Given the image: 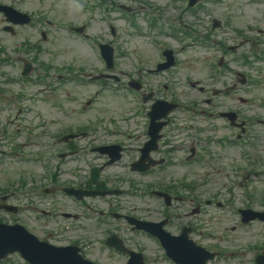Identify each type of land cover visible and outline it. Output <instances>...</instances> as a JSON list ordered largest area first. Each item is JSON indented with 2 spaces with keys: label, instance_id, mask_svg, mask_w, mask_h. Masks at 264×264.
<instances>
[{
  "label": "rangeland",
  "instance_id": "374dc122",
  "mask_svg": "<svg viewBox=\"0 0 264 264\" xmlns=\"http://www.w3.org/2000/svg\"><path fill=\"white\" fill-rule=\"evenodd\" d=\"M78 0H32L31 8L33 11L39 12H45L49 16L50 19L56 20L58 22H61L60 18H68V20H73L75 24H79L86 18V13H83L81 16H79L78 10ZM118 2H121L122 4L126 5H132L135 6L137 9L141 8V5L143 2H147L151 4L146 10L141 9L143 11H140L142 15H138L135 18H131L128 20H125L122 16L120 18L114 20L119 16L117 12H115L114 9L109 7L110 5L107 4L106 7L108 8V12L110 14L111 23L115 25L117 30L116 35V41L120 43L122 41V48L121 52L125 54L124 56H120L117 63L114 73H120L121 71L127 72L128 75H125V77H121L123 80V84L127 82V76L129 78H140L136 74V69L134 66L138 64L141 66V68L146 69L153 67L156 60L158 59L157 51L150 43L151 36H156L160 41H162L164 44L171 46L170 48L172 50L177 51V56L179 65L176 69H173L169 73H160L153 76H149L144 72L143 74L147 75V78L144 80V82L147 84V87L149 89H155L157 86L162 84H168L169 89L167 92L162 93L161 95H174L175 99L179 100L181 104H185L186 102L190 101H197L198 99L195 97L197 94V91L194 90L192 87H190L187 84V79L189 76H191V80L198 81L202 85L205 86H212L214 83L210 81L209 74L210 69L208 66V63L204 59L207 54L205 51H195L194 47H191L190 49L187 48V45L190 44L189 40L185 39V35L178 36L176 38H179V40L174 39H168L163 38L166 35H169L167 33H162L161 29L156 27L151 32L149 29L145 27L143 22V17L147 18L150 13L158 14L161 18V20H170L176 19V20H183L186 23H189L193 26V29H198L201 31H204L205 29L209 28L210 20L212 18L215 19H223L228 20L231 19L235 25L239 27H246L248 25H255L260 24L262 22L260 15L264 12V3H255L253 5L251 0H223L222 3H216L212 0H209L207 3H205L204 7L198 12L199 16L193 17L191 13H184L182 17H178V10L182 8V0H178L177 7H173V9H169L167 11H163L162 9L164 6L168 4L174 5L173 0H119ZM155 7H161L155 8ZM154 10H156L154 12ZM39 11V12H38ZM158 11V12H157ZM169 13V15H168ZM205 16H208L207 23L199 21L201 18ZM168 22V21H166ZM133 23H136L139 28H132ZM145 23L147 21L145 20ZM179 23V22H178ZM90 33H96L100 34L101 36L112 40V37L110 36V26L109 23L104 21L101 18V10L98 11L97 18L95 21L91 24L89 28ZM166 32H170L166 30ZM186 30H183V34H185ZM27 33V35H25ZM22 37L30 36V30H27V32L22 33ZM21 36L18 38V41H21ZM0 40L3 42V44L6 46V48L9 51V48L13 47V42L15 39H12L9 35L1 34ZM12 43V44H11ZM2 45V44H1ZM76 45L79 46L77 42V38L68 36L65 32H59L58 33H51V38L48 40V42L45 44V48L47 49L48 55L46 57H43L46 60L52 61L54 63L55 68L61 69L62 67H71L75 70H78V68H86V63H84V54L88 56L90 59L87 61L89 64H92L96 67L97 70H102L101 63L96 59L94 52L86 45H83L84 51L81 53L78 49H76ZM183 48V49H181ZM212 52L216 53L215 50ZM141 54H147V57H145L143 60L139 58ZM118 57H116L117 59ZM213 60H209V63ZM142 62V63H141ZM88 64V63H87ZM86 64V65H87ZM235 67H241L243 65L234 63ZM2 67H0L1 69ZM87 70V69H86ZM84 70V71H86ZM4 71L9 73H16V69L13 68H4ZM251 72V71H248ZM253 73V72H251ZM229 77V75H227ZM79 78L75 81L66 82L63 85V90L61 91L63 94L62 97H58L56 99L57 102L64 101V111H56L52 110V114L59 118V122L57 125H49L51 133L55 134L58 131L62 130H68L73 129L74 131L77 130L80 126H92V125H98L103 126L104 129L107 131V128H110V124L115 122L120 129L127 130V126L135 125L136 123H139L142 121V119L138 116H136V121L129 119L130 117L133 118V102L131 99L128 98V96L124 97L123 91H116L112 92L109 90V86H106V88L102 87L100 84H93L87 80L84 79L82 81ZM21 85H14L12 87L13 91H17L20 88ZM113 95H112V94ZM245 93V92H241ZM256 93V92H255ZM60 95V93H57ZM260 95H264V88L260 91L258 97ZM237 96L242 98H248L251 97L252 94L249 96H245L243 94H238ZM237 96L234 97V103L238 105L242 110L246 109V105H241L239 101L237 100ZM65 97V98H64ZM202 97L200 96L199 99ZM92 100L91 106H87L85 108V104L87 101ZM114 101L121 102L124 106H121V104H115ZM226 101L231 102V98H226ZM4 103L0 102V123L6 124V122L10 123V132L11 136L16 138V143L23 144V142L26 143V146L24 148H21L17 154L19 156H13V157H7L2 158L3 160L0 161V187L5 188L6 181L16 179L17 177L24 175L26 178H31V172L33 173V176H36L37 183L42 182V175L39 171L40 164L35 163L31 165H16L14 163V160L23 159V158H29L31 154H35L38 152V148L34 145V141L44 140L48 142L49 146L47 149L43 150V152L48 153H55L57 149L53 148L52 143L55 141V139H51L49 137H45L43 134H41L42 129H40L38 126H40L44 121H39V119L35 115H31L30 112L27 110L24 112V114L21 117H16V108H13L12 106H7L8 111L5 113H2ZM259 114V113H258ZM127 115H129L127 117ZM186 116L188 120H182L180 117ZM51 115L49 114L46 118H50ZM176 118L179 122V127L183 126L187 123H193L195 125H198L196 123L197 118H195L194 114H189L185 112H179L176 115ZM44 119V118H42ZM199 120V118H198ZM206 125V124H205ZM37 126V127H36ZM100 126H97V130L100 131ZM132 134H135L132 131H129ZM259 133V130L257 131ZM137 135V134H135ZM100 132H93L91 134L90 138L87 140H82L79 142V146L82 148V153L85 154L84 159H93L90 160L93 163H95V157L97 156L95 154H91L89 151L90 148V141L93 140L95 137L99 139L97 142H105L107 138H102ZM31 138V139H29ZM111 140V139H110ZM137 146V144H134ZM258 145H262L261 143ZM217 149V148H216ZM241 150L238 148H232L227 147L222 150V153H225L224 156L228 157V154H232L234 156L233 160H230V158H224L222 161L223 165H226L228 168V176L226 175H220L216 176V180L222 182L221 185L214 184L208 188V193H206L207 198L209 200L214 199V195H216L215 189L220 188L222 191L226 194H230L229 191L233 190L240 192V205H247L248 200L247 196L245 195V192L248 191V186L250 182L252 181V185H255L254 176H251L250 180L244 184L242 188H237L236 185L239 184L240 180L244 179L243 173L241 175H236L231 170L230 164L232 162L235 163H241L243 160V156L241 155ZM137 154L135 152H132L128 158L124 160L125 163L130 164L131 157H135ZM181 154L179 155V157ZM75 162L81 163L82 160L79 159V155L76 157L71 158ZM240 160V161H239ZM53 163H55L54 160H50ZM102 162V161H101ZM100 162V163H101ZM104 162V159H103ZM98 163V164H100ZM18 164V163H17ZM84 164V163H82ZM24 169V170H22ZM184 173L183 170L171 168L167 169L168 177H171L172 175L175 176H182ZM156 174L153 173L148 176L138 177H128L125 178L124 186L127 188L131 181H134L135 183L142 182L144 185H149L152 182L155 183L156 181ZM81 175V174H79ZM119 176H127L131 175L129 172V168L118 170L115 168H109L106 169L102 173V178L109 182L112 180V178ZM165 177L167 175H164ZM226 176V177H225ZM201 176H197L196 178H192V180H197ZM206 181L209 180V177L204 176ZM259 178V177H258ZM81 179V178H80ZM85 180V179H84ZM100 180H102L100 178ZM264 178H262L263 181ZM225 184L228 185L227 188L224 189ZM142 186V185H141ZM264 186V185H263ZM143 187V186H142ZM253 191H255L253 189ZM258 193V192H257ZM220 195V193L218 194ZM262 196H264V191L262 192ZM219 198H222V196H218ZM14 200H20V203L25 202L23 198L16 197ZM107 199H94L91 201V204L98 208V210H107L108 205ZM114 201V200H113ZM115 202V201H114ZM261 202H263V197L257 198V202L254 205H261ZM45 207H49L52 211H59L62 207V200H53L51 198H47L46 200H42L41 203ZM123 204L125 206V209L123 213L131 212V214H141L143 216L147 217H157V210L160 211V206L156 202L154 198L151 197H145L143 198L140 196H131L127 195L124 197ZM148 209L152 210L151 212L148 211ZM205 212L210 211L211 215L205 218H199L195 217L193 219V222H198L199 220L202 221L203 224L207 225L210 229V232L214 234V237H217L220 233H226L230 236V239L232 238L234 240L233 243H229L228 246H242V243H237V239H243L246 236H251L252 234L257 235H263L264 236V228L257 227L253 229H238L235 232H232V228L236 225V218H234V212L230 209H218L216 206H210V209L205 208ZM128 211V212H127ZM154 211V212H153ZM82 212V211H81ZM24 215H29V213L26 211ZM159 216H161L159 214ZM60 221H62V218H58ZM80 223L86 225L87 231L80 232L76 231L71 235H66L64 238H67L69 236L72 237H83L88 242H94L98 241V239L102 236L105 232H102L101 229L107 228L108 226H104L103 228L95 229L96 221L94 218L88 219L86 221H80ZM127 225L126 223H124ZM52 225V223H50ZM125 236L131 237V233L126 232ZM92 239V240H91ZM209 242H215V240L209 239ZM13 262V261H11ZM108 262V261H106ZM231 263L238 264V260H234Z\"/></svg>",
  "mask_w": 264,
  "mask_h": 264
}]
</instances>
